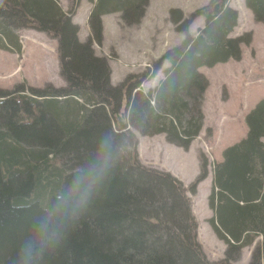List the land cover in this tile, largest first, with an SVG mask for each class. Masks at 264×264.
<instances>
[{"label": "trees", "instance_id": "16d2710c", "mask_svg": "<svg viewBox=\"0 0 264 264\" xmlns=\"http://www.w3.org/2000/svg\"><path fill=\"white\" fill-rule=\"evenodd\" d=\"M80 1L63 11L58 0H0V51L21 55L22 30L45 33L57 40L67 83L0 88V264H231L258 237L250 264H264V99L245 117V138L213 164L208 223L227 246L220 261L206 259L188 197L208 176L203 153L187 187L136 155L137 136L164 135L189 149L204 121L208 81L199 69L239 60V46L251 42L249 35L229 36L237 10L230 0H209L185 20L171 10L181 43L147 73L112 87L108 60L93 51L101 18L118 13L120 22L136 25L149 0H86L92 8L85 42L72 22ZM244 5L264 25V0ZM199 17L204 25L192 37L188 28ZM159 71L163 79L143 92L140 85Z\"/></svg>", "mask_w": 264, "mask_h": 264}, {"label": "rangeland", "instance_id": "374dc122", "mask_svg": "<svg viewBox=\"0 0 264 264\" xmlns=\"http://www.w3.org/2000/svg\"><path fill=\"white\" fill-rule=\"evenodd\" d=\"M59 2L63 11L71 10L72 0ZM208 2L209 0H149L136 25L120 22L118 13L102 17L101 43L93 44V51L97 56L108 60L110 85H121L131 73H147V69L152 68L166 50L181 43L184 37L175 31L170 22L171 10L180 12L185 20ZM229 6L238 12L237 26L229 36L235 38L249 35L251 42L239 46V60L230 59L212 68H200L199 72L208 81L201 105L204 117L201 131L192 140L187 151L168 144L164 135L137 136L136 149L137 160L147 168L162 173L161 168H165L181 172L186 180L190 178L187 184L179 180L185 187L199 175V154L203 153L206 157L209 164L208 176L197 185L195 195L188 194V197L191 198L192 212L197 220V240L206 259L215 262L225 258L227 246L217 239L208 223L212 217L207 198L212 185L213 164L222 161L225 149L244 139L247 129L245 117L260 98L264 99V25L254 21L244 0H230ZM91 8V4L81 0L74 12V21L79 28V42L90 38L86 21ZM202 21L203 18L199 17L190 23V36L197 35L198 29L204 25L203 21L202 27L200 26ZM21 32V55L0 51V88L10 90L22 81L40 89L48 86L55 89L66 87L67 83L60 75L57 40L34 30ZM168 66L166 63L163 68ZM161 79L163 74L159 71L155 77L144 81L140 89L143 92L154 89ZM165 173L171 174L170 171ZM261 243L262 239L258 237L253 245L241 250V255L230 263L250 264L253 250ZM235 257L236 255L234 259Z\"/></svg>", "mask_w": 264, "mask_h": 264}, {"label": "crops", "instance_id": "0c3cea01", "mask_svg": "<svg viewBox=\"0 0 264 264\" xmlns=\"http://www.w3.org/2000/svg\"><path fill=\"white\" fill-rule=\"evenodd\" d=\"M59 1V0H58ZM60 3V2H59ZM119 15V14H118ZM104 17V16H103ZM75 16L74 17H72V22L75 24V25H77L78 26V23H76L75 21ZM86 23H87V21H86ZM202 25H203V21H202V24L200 25L201 27H202ZM21 34H22V32H20ZM20 34V35H21ZM30 39V38H29ZM31 40V39H30ZM25 44H26V41H25ZM22 47H23V45H22ZM202 69V68H201ZM201 69H199V70H201ZM201 74H202V72H200ZM262 98H260L259 100H261ZM258 100V101H259ZM258 101L255 103V104H257L258 103ZM246 126V125H245ZM247 127V126H246ZM247 132H248V129H246V134H247ZM246 134H245V136H246ZM245 138V137H244ZM239 142V141H238ZM262 142L264 143V139H262ZM221 161H217L216 163H220ZM162 170H163V172H169L170 171V173L175 177V178H177L178 180H180L183 184H187L188 183V181H189V179L188 180H186L185 178H183V176H181L182 175V173L181 172H178V173H176L175 171H171V170H167V169H165V168H161ZM160 169V170H161ZM161 170V171H162ZM198 172H199V166H198Z\"/></svg>", "mask_w": 264, "mask_h": 264}, {"label": "clouds", "instance_id": "9594fccd", "mask_svg": "<svg viewBox=\"0 0 264 264\" xmlns=\"http://www.w3.org/2000/svg\"><path fill=\"white\" fill-rule=\"evenodd\" d=\"M88 197H89V193H85L82 200H81V206L82 207H86L88 204Z\"/></svg>", "mask_w": 264, "mask_h": 264}]
</instances>
